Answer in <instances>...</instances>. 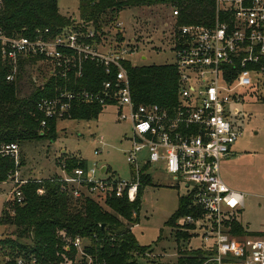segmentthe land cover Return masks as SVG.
<instances>
[{
	"label": "built area",
	"instance_id": "built-area-1",
	"mask_svg": "<svg viewBox=\"0 0 264 264\" xmlns=\"http://www.w3.org/2000/svg\"><path fill=\"white\" fill-rule=\"evenodd\" d=\"M157 5L170 7L176 18L166 23L174 51L171 64L179 76L178 100L172 107L134 99L124 64L132 63L128 55L138 50L134 42L109 46L105 28L97 30L80 20L57 33L44 27L29 36L9 34L0 27V55L9 66L6 79L15 81L23 62L38 59L50 64V76L66 81L56 87L55 95L42 97L36 104L43 129L50 119L70 117L74 105L93 102L116 105L121 109L119 119L131 121V145L126 151L130 177L102 173L97 162L77 167L61 177L64 190L74 198L101 195L106 200L113 195L135 201L143 176H150L152 166L162 163L168 174L185 185L194 213L182 216L183 225L201 234L207 251L203 264H264V234L239 237L233 233V215L244 207L246 194L231 188L221 174L222 159L242 134L234 122L239 113L235 105L245 100L248 87H257L264 78V0H214L212 15L206 13L201 23L188 24L179 23L181 8L176 2ZM124 26L116 21L117 28ZM87 61L103 66L113 77L97 90L70 89V82L84 75ZM98 141L105 144L103 136ZM0 152L19 163L17 143L2 145ZM18 174L9 176V200L22 203V185L28 180ZM90 245L76 236L66 245L67 252L74 249V254H64L58 263H44L36 254L19 255L13 263L99 264L89 253Z\"/></svg>",
	"mask_w": 264,
	"mask_h": 264
},
{
	"label": "trees",
	"instance_id": "trees-1",
	"mask_svg": "<svg viewBox=\"0 0 264 264\" xmlns=\"http://www.w3.org/2000/svg\"><path fill=\"white\" fill-rule=\"evenodd\" d=\"M1 1L0 27L9 34L29 36L38 28L44 27L57 33L78 20L62 14L58 0ZM170 1L176 2L181 8L180 24L201 23L206 13L212 15L214 12V0H80L79 18L80 21L91 23L97 30H102L127 7L152 6ZM124 64L137 102L158 103L164 107H172L177 103L179 76L173 64L137 65L129 61ZM8 72L9 66L0 55V148L4 144H22L23 141L41 137L54 138L56 119H50L48 127L42 130L41 115L36 104L42 97L55 95L56 87L64 86L66 81L50 76L43 88L38 86L31 94L21 96L17 83L7 81ZM112 77L103 66L87 61L84 75L73 79L69 88L97 90L104 81ZM102 110L103 106L99 102L74 105L68 118H97ZM22 164L23 159L17 164L15 158L0 152V182H5ZM64 164L68 173H72L77 167L87 168V162L77 157H67ZM149 183L150 177L143 176V184L135 201L110 195L103 205L89 196L74 198L64 190L60 176L28 181L22 185L24 201H6L0 216V224L14 225L18 237H27L33 243L27 247L13 240L10 252L13 259L9 263L14 264L15 257L19 255L35 254L44 263H58L63 260L64 254H74V249L67 252L66 245L76 236H81L91 242L88 250L95 263L143 264L136 256L145 254L150 246L140 244L132 228L139 223L142 192ZM39 189L43 192L39 193ZM189 203L187 197H182L177 213L167 224L172 225L178 217L194 213L189 208ZM10 207L12 210L9 211ZM233 233L239 237L264 234L250 232L236 220L233 221ZM178 236L177 240L181 237L189 238L186 232H181ZM15 246L26 251L19 252ZM206 254L207 251L203 248L190 251L186 255H180L177 264H203Z\"/></svg>",
	"mask_w": 264,
	"mask_h": 264
},
{
	"label": "rangeland",
	"instance_id": "rangeland-1",
	"mask_svg": "<svg viewBox=\"0 0 264 264\" xmlns=\"http://www.w3.org/2000/svg\"><path fill=\"white\" fill-rule=\"evenodd\" d=\"M58 4L62 14L80 20V0H58ZM117 20L123 21L124 28L116 27ZM175 20L168 6L127 7L112 23L105 25L106 44L134 42L138 50L128 55L133 64H171L174 51L170 47L171 27L166 23L170 25ZM21 68L22 72L13 81L17 83L21 96L31 94L38 86H45L50 77L51 66L42 60L30 59L23 62ZM248 89L245 100L235 105L239 113L234 122L242 134L233 145L232 152L222 159L221 174L231 188L246 194L245 205L234 212V219L250 232L264 233V78L260 85ZM120 111L118 106L110 104L103 107L97 118L59 119L54 138L47 136L17 143L19 161L23 159L22 166L17 170L19 178L30 181L58 177L63 172L61 161L66 153L82 157L89 166L94 162L99 168L108 164V175L114 176L111 173L115 170L120 177L129 178L126 151L130 147L132 123L129 119H119ZM100 136L104 137V145L98 141ZM150 179L151 183L142 192L139 223L132 228L139 243L150 248L136 258L143 264H177L180 255L202 248L204 241L201 234L183 225L182 216L172 225L167 224L177 213L182 197H185L184 183L168 174L162 163L152 166ZM11 190V177L6 182H0V216ZM92 198L105 205L103 196ZM16 231L12 224H0V264L13 259L10 254L13 240L27 247L33 244L27 237H18ZM181 232L188 233L189 238L177 240ZM15 247L19 252L26 251Z\"/></svg>",
	"mask_w": 264,
	"mask_h": 264
},
{
	"label": "crops",
	"instance_id": "crops-1",
	"mask_svg": "<svg viewBox=\"0 0 264 264\" xmlns=\"http://www.w3.org/2000/svg\"><path fill=\"white\" fill-rule=\"evenodd\" d=\"M64 119H65V118H64ZM58 120H59V119H58ZM56 122H57V120H56ZM130 145H131V142H130ZM232 148H233V146H232ZM231 152H232V150H231ZM67 157H74V155L71 156V155H68V154L66 153L65 159H64L63 161H61V163H62V168H63V172H62L61 174L58 175V176H60V177L64 176V175H65V172H67V171L65 170V168H64V166H65L64 162H65V160H66ZM79 158L82 159V157H79ZM107 165H108V164H107ZM107 165H103L102 167L106 166V167L108 168V166H110V165H108V166H107ZM87 166H88V163H87ZM107 168H106V172H105V173H107V170H108ZM112 170H113V169H112ZM130 170H131V169H130ZM113 171H114L115 173H111V174H115V175L119 176L118 173H117L115 170H113ZM55 176H56V175H55ZM149 177H150V176H149ZM46 179H49V178H46ZM35 180H43V179H36V178H35ZM8 200H9V199H8ZM8 200H7V201H8Z\"/></svg>",
	"mask_w": 264,
	"mask_h": 264
},
{
	"label": "water",
	"instance_id": "water-1",
	"mask_svg": "<svg viewBox=\"0 0 264 264\" xmlns=\"http://www.w3.org/2000/svg\"><path fill=\"white\" fill-rule=\"evenodd\" d=\"M106 166H104V167H102V169H101V171H102V173H105L106 172ZM103 227H105V225H102Z\"/></svg>",
	"mask_w": 264,
	"mask_h": 264
}]
</instances>
